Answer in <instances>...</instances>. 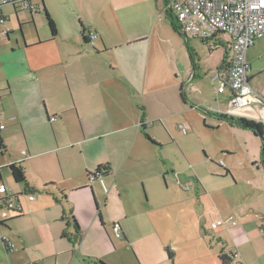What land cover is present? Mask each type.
<instances>
[{
	"label": "crops",
	"instance_id": "obj_1",
	"mask_svg": "<svg viewBox=\"0 0 264 264\" xmlns=\"http://www.w3.org/2000/svg\"><path fill=\"white\" fill-rule=\"evenodd\" d=\"M167 2L33 0L39 13L14 6L0 9V19H6L0 25V122L5 126L0 132V183L20 196L23 208L21 215L0 224V264H157L154 258L159 256L168 264L164 252L172 255L166 240L172 234V214L183 220L197 215L200 223L216 210L213 221L240 219L236 226L227 223L217 229L230 240L231 249L223 248L222 255L238 253L232 264H255L264 256V246L252 250L255 238L264 242V185L252 187L259 221L253 225L242 206H227L221 191L207 186L193 170L205 161L192 159L200 150L181 149L180 158L172 159V122L186 113L203 115L209 130L225 129L247 140L261 137L216 116L225 114L231 97L229 91L219 93L217 82L212 81L213 97L196 92L194 83L203 74L198 59L194 70L182 48L188 66L180 71L179 60H172ZM83 30L98 34L94 47L84 40ZM225 38L215 42L226 48L228 60ZM248 58L264 61V37L250 48ZM249 63L250 85L264 97V67L256 70ZM191 79L192 89L186 90ZM240 114L256 121L252 108ZM243 145L249 158L248 142ZM220 150L228 160L239 154L231 139ZM220 163L230 172L225 176H232ZM14 164L23 170L24 183L15 182L10 170ZM99 170L103 178L91 184L90 173ZM188 181L200 201L211 202L208 211H191L193 197L178 188ZM210 220H205L206 231L215 233L207 225ZM167 222L171 227L166 236L162 224ZM119 228L124 238H119ZM3 239L14 249H6ZM211 259L208 264H222Z\"/></svg>",
	"mask_w": 264,
	"mask_h": 264
},
{
	"label": "rangeland",
	"instance_id": "obj_2",
	"mask_svg": "<svg viewBox=\"0 0 264 264\" xmlns=\"http://www.w3.org/2000/svg\"><path fill=\"white\" fill-rule=\"evenodd\" d=\"M42 13L44 12L42 11ZM222 37H226L225 40L227 41V36H221L220 38ZM182 48L188 54V59H191L189 50L191 49L193 52V56L196 61L193 64L192 59L190 60L192 69H197L198 60L202 67L203 74L200 77V81L198 83H194L196 84V92L199 93L200 91H205L210 97H213L215 89L212 77L216 74V69L220 67L224 61L226 48H217L214 40L202 42L201 40L191 38L190 41H188L181 34V32L176 31L172 26V60H179L178 64L180 71L188 66L185 62V54ZM248 59L251 63H253L256 70L264 67V61L262 63H257L250 58ZM215 84H217V86L219 85V83ZM205 119H207V117ZM179 126L185 127L188 131V135H185L182 129L179 130ZM250 132H248L249 136H254L252 135L253 133ZM228 134H230V137ZM229 139H231V147H235V151L239 152L238 156L232 158L231 160H228L226 155H224L225 153H221L220 150V147L226 144ZM180 142L182 143L183 148H181L178 144ZM247 142L249 145L248 150L250 152L249 158L245 157L244 153H242V151L245 152L244 149H246L243 144ZM181 149L191 151L200 150L199 155L196 154V156H192V159L196 160L195 157L199 156L205 160H200L195 164L193 169L197 170L202 181L207 186L215 188L217 191H221L222 200L225 204H227V206H242L244 214L250 216L248 217V220L251 221L253 225L259 222L255 219L254 215L257 210L255 209V205H253L256 199L255 197H257V193L254 192L252 187L262 188L264 185V171L260 163V157L262 154L261 138L260 140H247L246 138H242L239 135L225 129L209 130L204 125L203 115L200 113H192L191 115L186 113L184 115H180L172 122V159L180 158L179 154ZM249 159L254 160L252 164L258 163L257 166H260V169L258 170L260 171L259 173H256L257 166L249 164ZM220 162H223L226 167H229L236 174V176L233 172L232 176H225L227 175L226 170H224V168H220ZM221 170L222 172H220ZM249 173L251 175H249ZM192 174L193 171L186 176H191ZM6 184L9 186V183ZM186 186L189 187V191L185 190ZM14 187L17 188L18 186L14 185ZM182 187L178 185V188L182 192L192 196L194 199L190 206L191 211L194 207L196 212L202 209L208 211L211 208L210 201H200L199 191L196 192L192 181H188L186 184H183ZM172 212L175 213V210H172ZM235 213L240 218V213L238 211H235ZM212 214L209 213L207 217L202 218L203 221L200 223L197 220V215H195V217H185V220H183L180 215H175L173 217L172 214V220L175 222L172 220L169 221L172 222V234L169 236L167 235L171 225L168 222L166 224H162L163 232L167 236L166 240L169 241V247L173 254V258H170L166 249L164 252V248L162 247L168 264H208L209 262H212L211 258H214L216 262L218 260L224 264L220 259V255L223 252V248H225L226 251L231 249L229 247L230 240L227 239L228 235L226 233L218 234V230L215 233L206 231L205 220L211 219L209 222L216 220L219 212L216 210ZM234 217L237 222H240V219H237L236 216ZM175 229L178 230V234L174 233ZM222 237L223 240L220 239ZM261 240L262 239L260 237L253 240V252L254 250L264 246V242H261ZM1 248L2 245L0 241V256L2 254ZM239 250L240 253L246 257V254H244L240 248ZM154 259L157 264H167L161 262L163 259L161 256L155 257ZM245 261L247 262V257L245 258ZM255 261V264H264V256ZM234 262L235 261H232L230 264Z\"/></svg>",
	"mask_w": 264,
	"mask_h": 264
},
{
	"label": "built area",
	"instance_id": "obj_3",
	"mask_svg": "<svg viewBox=\"0 0 264 264\" xmlns=\"http://www.w3.org/2000/svg\"><path fill=\"white\" fill-rule=\"evenodd\" d=\"M4 6H14L32 13L41 11L33 0H0V9ZM166 10L177 18L180 32L188 40L192 38L205 42L216 41L221 36L229 38L230 58L217 70L212 81L219 83L220 94L226 91L231 94L225 115L246 118L240 114L243 109L252 108L256 112L257 117L254 122L261 125L263 129L260 137L264 158V97L255 92L250 85L251 66L248 61V51L264 37V0H168ZM5 22V18L0 19V25H4ZM87 37L89 44L94 47L98 34L90 32ZM185 89H192V79L188 81ZM51 121H55V118H51ZM4 129L5 126L0 122V132ZM181 129L186 132L183 126ZM2 150V141H0V152ZM22 155L24 158L28 157L26 151ZM220 164L224 166L223 162ZM103 175L102 170L90 173V183L101 180ZM185 189L188 190L189 187ZM27 197L29 201L35 200L34 195H27ZM19 198V195H13L4 184L0 183V223L9 221L12 215H21L23 208ZM227 223L237 225L235 217L227 220L207 221V225L212 230L224 227ZM261 232L264 233V225ZM2 241L6 249H14V244L10 240L3 239ZM226 256L236 260L239 254L226 253Z\"/></svg>",
	"mask_w": 264,
	"mask_h": 264
},
{
	"label": "trees",
	"instance_id": "obj_4",
	"mask_svg": "<svg viewBox=\"0 0 264 264\" xmlns=\"http://www.w3.org/2000/svg\"><path fill=\"white\" fill-rule=\"evenodd\" d=\"M167 13L169 15V19L171 21V24H172L173 28L176 31L180 32V28H179L178 23H177L178 22L177 21V18L174 15H172L170 12L167 11ZM45 14H46V17H47V20H48L50 29L52 30L53 33H56L55 23H54L53 19L51 18L50 14L47 12V10H45ZM85 32L86 31L83 30L84 40L86 41V43H89V38L87 37V34L88 33L86 34ZM186 40H188V39L186 38ZM189 51H190L191 59H192V62H193L194 61L193 52L191 51V49ZM225 59H224V64H225V61H226ZM182 98L184 100L186 99L185 94L183 92H182ZM206 112L208 113L207 110H206ZM216 116L219 119L228 121L231 125H237V126L243 128L245 130L252 131V132L256 133L258 136H260L262 134V131H263L262 126L259 125V124H257L254 121L248 120L246 118H234V117L227 116L225 114H217ZM0 141H2L1 140V136H0ZM261 164H262L263 169H264L263 152H262V161H261ZM10 170L12 172V176H13L15 182H17V183H24L26 181L24 172H23V170L21 168H18L15 165H11L10 166ZM226 173L227 174H230L229 171H226ZM75 223H76V226L78 227V224H77L76 220H75ZM170 258H173V254L172 255L170 254ZM220 259L223 261L224 264H230L233 261L232 259L228 258L225 254H223V255L221 254L220 255ZM101 264H104V263H101Z\"/></svg>",
	"mask_w": 264,
	"mask_h": 264
},
{
	"label": "water",
	"instance_id": "obj_5",
	"mask_svg": "<svg viewBox=\"0 0 264 264\" xmlns=\"http://www.w3.org/2000/svg\"><path fill=\"white\" fill-rule=\"evenodd\" d=\"M117 233H118L119 238H124V237L122 236V233H121V231H120V228L117 230Z\"/></svg>",
	"mask_w": 264,
	"mask_h": 264
}]
</instances>
